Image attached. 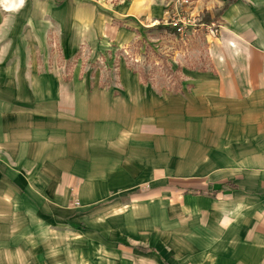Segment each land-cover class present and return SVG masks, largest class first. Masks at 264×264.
Returning a JSON list of instances; mask_svg holds the SVG:
<instances>
[{
    "label": "crops",
    "instance_id": "1",
    "mask_svg": "<svg viewBox=\"0 0 264 264\" xmlns=\"http://www.w3.org/2000/svg\"><path fill=\"white\" fill-rule=\"evenodd\" d=\"M229 1L215 16L226 22L231 54L194 74L195 83L181 76L172 94L148 88L135 73H124L117 91L60 69L39 71L33 62L29 116L43 114L44 122L21 120L20 105L12 107V121L0 111V258L16 264L27 256L22 243L35 238L38 218L68 217L73 195L89 203L130 191L147 179L149 163L161 176L165 160L180 157V145L197 144L192 161L208 160L205 172L193 164L162 189L205 199L208 264H264V30L248 19L256 7ZM166 135L178 149L164 144ZM228 181L237 188L223 186ZM148 248L154 250H138L157 253Z\"/></svg>",
    "mask_w": 264,
    "mask_h": 264
},
{
    "label": "rangeland",
    "instance_id": "2",
    "mask_svg": "<svg viewBox=\"0 0 264 264\" xmlns=\"http://www.w3.org/2000/svg\"><path fill=\"white\" fill-rule=\"evenodd\" d=\"M14 1L0 0V111L9 112L3 120L12 121L11 109L20 105L21 120L44 122L43 114L30 118L26 95L37 60L39 71L60 69L67 78L117 91L124 73L137 78L135 73L148 81L142 79L148 88L167 95L181 76L185 84L195 83L190 80L194 74L208 72L231 54L222 36L226 22L215 16L222 0H24L18 9L5 10L7 3L13 9ZM240 4L259 10L248 19L263 31L264 0ZM209 13L217 30L208 24ZM161 24L179 28L157 29ZM172 141L170 135L164 138L167 147L178 149L180 143ZM180 146V157L165 160L161 176H154L149 163L147 179L130 191L89 203L73 195L68 217L38 218L35 238L22 243L27 256L16 264H208L205 199L162 189L191 172L193 164L205 172L208 160L192 161L200 145ZM139 245L157 253H143ZM3 259L6 264L12 260Z\"/></svg>",
    "mask_w": 264,
    "mask_h": 264
},
{
    "label": "trees",
    "instance_id": "3",
    "mask_svg": "<svg viewBox=\"0 0 264 264\" xmlns=\"http://www.w3.org/2000/svg\"><path fill=\"white\" fill-rule=\"evenodd\" d=\"M234 1H236V0H230L229 1V3H231V2H234ZM228 3V4H229ZM213 23H215V21L213 20V22L212 21H210V19H208V24H213ZM216 24V23H215ZM181 25V24H180ZM216 26V28H219V24L217 25H215ZM172 28H173V30L174 31H176L179 27H173L172 26ZM171 28V26H169V25H167L166 27L164 26V25H160V26H157V29H166V30H170V29H172ZM141 78L144 80V81H147L146 79H144V77L141 75ZM148 82V81H147ZM176 87V88H175ZM174 88L175 89H173V90H175V91H178L179 89H180V87H181V81L179 82L178 81V84L175 86ZM223 186H229L230 187V189L232 188V189H235V188H237V185L236 184H234V182H232V181H228V182H226V183H224L223 184ZM138 249L139 250H141V251H144V252H148V251H153L154 249H152V248H148V247H143V246H139L138 247Z\"/></svg>",
    "mask_w": 264,
    "mask_h": 264
},
{
    "label": "built area",
    "instance_id": "4",
    "mask_svg": "<svg viewBox=\"0 0 264 264\" xmlns=\"http://www.w3.org/2000/svg\"><path fill=\"white\" fill-rule=\"evenodd\" d=\"M211 26H212V28H214L216 30L218 29V28H216L215 23H213Z\"/></svg>",
    "mask_w": 264,
    "mask_h": 264
},
{
    "label": "clouds",
    "instance_id": "5",
    "mask_svg": "<svg viewBox=\"0 0 264 264\" xmlns=\"http://www.w3.org/2000/svg\"><path fill=\"white\" fill-rule=\"evenodd\" d=\"M20 3L22 4L23 3V0H20Z\"/></svg>",
    "mask_w": 264,
    "mask_h": 264
}]
</instances>
